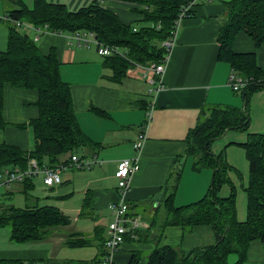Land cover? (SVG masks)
<instances>
[{
  "label": "crops",
  "instance_id": "1",
  "mask_svg": "<svg viewBox=\"0 0 264 264\" xmlns=\"http://www.w3.org/2000/svg\"><path fill=\"white\" fill-rule=\"evenodd\" d=\"M20 1L27 7H31L33 2ZM46 1L62 4L69 11H77L95 0ZM229 1L196 0L190 16L181 22L163 76L164 88L155 98L152 120L148 125L146 141L138 160L139 169L132 176L126 194L129 214L144 221L148 228L139 231L136 239L126 237L112 257L113 264H128L133 254L146 256L159 246L179 247L184 252H189L215 243L214 233L209 226L200 225L189 231L179 226H164L158 233L155 222L164 219V191L171 187L178 171L180 173L175 178L177 184L173 199L176 207L189 205L204 196L212 172L209 169L199 172L192 170V159L185 156L186 138L189 131L200 121L202 113L215 106L243 110L246 104L249 115L246 132L225 131L211 145L212 152L222 153L230 167L227 172L229 183L220 189L218 195L220 198H227L232 186L235 190L236 220H246L247 199L244 188L248 183L249 168L241 145L246 142L249 134L264 132V90L250 94L244 103L241 95L229 87L231 68L217 59L218 33L225 4ZM0 5L3 9L6 7L1 0ZM102 6L114 13L124 25L139 28L144 24L142 15L135 11L140 8L137 4L122 0H103ZM6 11L7 9L3 10L0 17H3ZM2 24L5 23L0 22L1 26ZM1 26L0 51H3L6 47L7 25L2 26L3 28ZM29 32L27 35L35 41L37 34L34 31ZM36 44L43 55L50 49L56 51L60 63V77L70 86L77 121L84 134L98 144L95 154L85 151V156H94L101 159L102 163L87 169L88 173L83 174L79 180L75 179L81 174L77 172L81 169H67L61 173V183L52 188L45 187L41 177H37L44 188L51 190V193L41 196L46 200H67L75 193L74 190L78 189L76 193L79 197L75 202L77 218L72 220L67 216L70 213L67 206H54L70 219V225L55 230L49 238L39 243L15 244L7 239L4 244L7 247L0 248V260L38 264L40 259L43 264H70L58 263L57 254L51 245L47 249H41L39 246L59 241L62 246L68 247L65 245L66 237L76 235L89 242L79 248L92 251L90 261L79 264H97L105 252L104 240L112 219L108 205L119 198L114 178L117 163L121 159L134 156L132 142L146 121V81L137 70L132 74L126 73L119 82L110 80L112 71L104 66V57L96 54L94 50L83 49L85 46L68 41L65 34H40ZM232 48L234 53L253 52L256 66L264 68V43L255 48L250 38L239 33ZM98 57H101V60ZM36 98V92L33 90L4 86L0 144L15 146L22 151L32 149L34 140L30 127L21 128L19 125H26L30 119L37 117V108L33 104ZM199 178H202V181H197L199 185L190 189V179L194 181ZM31 182L33 190L28 197L32 198L30 207L33 204L38 205L40 201L37 195L32 194L34 179ZM23 188L21 183L13 184L11 193H7L8 190L1 195L0 205L3 203L2 199H11L14 191L24 196L21 193ZM59 193L64 196H58ZM85 199H88L87 206H84ZM24 200L27 201L25 196ZM247 264H264L263 244L257 241L252 243Z\"/></svg>",
  "mask_w": 264,
  "mask_h": 264
},
{
  "label": "trees",
  "instance_id": "2",
  "mask_svg": "<svg viewBox=\"0 0 264 264\" xmlns=\"http://www.w3.org/2000/svg\"><path fill=\"white\" fill-rule=\"evenodd\" d=\"M122 1L139 5L135 11L142 15L143 26L135 28L122 24L114 13L102 6L100 0L77 11H69L62 4L46 0H33L31 7L20 0H1L6 7L13 8H7L0 18V22L7 25L6 47L0 51V126L5 85L35 91L37 98L33 104L37 108V117L26 125H19L21 128L28 126L32 131L34 142L31 150L22 151L15 146L0 144V169H25L31 158L40 166L55 167L81 152L92 151L95 154L98 146L84 134L77 121L70 86L60 77L56 51L50 49L47 54H41L36 41L21 33L15 23L45 26L51 34L91 32L102 45L123 49L125 59L104 57V66L112 71L110 80L119 82L126 76L131 62L158 63L162 59L161 42L169 37L178 14L192 0ZM191 12L192 7L186 17ZM239 33L250 38L255 48L264 43V0L227 2L218 33L217 59L248 80L246 86L236 92L246 103L250 94L264 90V68L256 66L253 52L234 53L232 46ZM244 105L243 110L215 106L201 112L200 121L187 135L185 156L192 159L195 172L203 169L212 172L210 183L200 200L176 207L173 199L177 179L172 181L163 195L164 219L155 221L158 233L164 226H179L187 231L200 225L209 226L215 243L189 252L179 247L159 246L146 256L133 254L128 264H230L227 262L230 255L236 256V261L231 264H247L252 243L257 241L264 245V132L249 134L241 145L249 168L248 183L244 188L247 199L244 222L236 220L234 188L231 186L230 195L225 199L218 195L220 189L229 183L227 172L230 167L222 153L214 154L211 150L212 143L225 131H247L249 115ZM31 180L27 178L21 183L24 186L21 193L26 199L33 190ZM87 201L85 199L84 206H87ZM68 225L70 219L54 206L16 208L10 204L0 205V229L8 228L9 239L16 244L42 242L55 230ZM87 244L86 239L76 235L66 237L65 245L70 248ZM0 264L22 263L0 260Z\"/></svg>",
  "mask_w": 264,
  "mask_h": 264
},
{
  "label": "built area",
  "instance_id": "3",
  "mask_svg": "<svg viewBox=\"0 0 264 264\" xmlns=\"http://www.w3.org/2000/svg\"><path fill=\"white\" fill-rule=\"evenodd\" d=\"M100 1L103 2V0ZM195 1L196 0H192L180 11L174 21L169 37L161 42L160 46L163 49L162 59L158 63H149L146 65L131 62V66L126 71L127 74H132L137 70L140 72L142 78L145 79L147 85L146 98L148 99V109L146 112V121L131 145L134 156L132 158L121 159L117 163L114 172L119 198L116 202L108 205V210L111 213L112 219L107 227L104 240L105 252L97 264H113L112 257L114 253L120 249L126 237L136 239L138 231L148 228V225L144 221L129 214V204L126 199V194L130 188L132 176L139 169L138 160L140 152L146 141L148 125L152 120L155 98L164 88L163 76L171 49L175 44L182 20L187 16V12L194 5ZM15 26L22 28L24 31H34L37 34L35 41L38 35L50 33L45 26L35 27L23 22H16ZM66 38L68 41H72L78 46H95L98 55L101 57L119 56L124 59L126 58L123 49L121 50L115 46L108 47L102 45L91 32H75L66 35ZM247 82L248 80L241 78L235 71H230L229 87L233 92L240 91L246 86ZM101 163L102 161H98L95 157H91V161H89L84 158H79L78 156H72L66 163H61L55 167H47L38 165L37 161L31 158L28 159L25 169H20L18 167L0 169V187H4L5 191H8L11 185L22 183L27 178L33 179L35 177H41L43 185L47 188H52L61 183V173L67 169H90L93 165Z\"/></svg>",
  "mask_w": 264,
  "mask_h": 264
},
{
  "label": "rangeland",
  "instance_id": "4",
  "mask_svg": "<svg viewBox=\"0 0 264 264\" xmlns=\"http://www.w3.org/2000/svg\"><path fill=\"white\" fill-rule=\"evenodd\" d=\"M7 8L10 9V8H13V6H8V7H5L3 9L2 6L0 5V14H2L3 10H6ZM24 23H26V22H24ZM4 25L6 26V24H2L3 27H4ZM141 26L142 25H140L139 27H141ZM18 30L21 33H25V34H29L30 33L29 31L28 32L27 31H24L22 28H18ZM82 48L83 49H91V50H94L96 52V54H98L97 51H96L95 46H93V45H90L89 47H82ZM98 58L101 60V57H98ZM102 61H104L103 58H102ZM147 64H149V63H147ZM142 65H146V64H142ZM77 155H78L79 158H84L86 160L91 161V157H86L85 154H83L82 152L81 153H78ZM97 160L98 161H102L101 159H97ZM191 163H192V161H191ZM77 172L78 173H81V174L77 175V178L75 180H79L83 174L88 173V171H87L86 168H82L81 170H79ZM175 176L176 175H174V177ZM61 177L63 178V175ZM33 179H34V191H33L32 194L33 195H37L40 198V201L38 203L39 206H42V205H52V206H59V205H61V206H67V208H69V212H70L69 214H67V216L69 218H71L72 220H74L75 218H77V211H75V206H76L75 205V202H76L77 197H79V194L76 193V192H78V189L74 190L75 193L70 198H68L67 200H62V199H60V200H53L51 198L48 199V200H46L44 198H41V196H45V194L51 193V190H48V189L44 188L42 186L40 180H38L37 177H35ZM197 181L198 182L199 181H202V178H199V180L197 179V180H194V181L190 179V189H193V188H195V187H197L199 185ZM195 182H197V183H195ZM12 188H13V185L9 187V193H11V189ZM4 193H5V188L4 187H0V197ZM12 193L13 194H12L11 199L5 198V199H2L1 201L4 204L11 203L16 208H25L26 205L27 206H30L32 204L31 203L32 202V198H28L27 201H25L24 200V196H22L20 193L15 192V191L12 192ZM58 196H64V195L62 193H59ZM199 199H197V200H199ZM34 205L35 204H33V206ZM77 206H79V205H77ZM7 233H8V235H7ZM7 239L9 241V230H8V228H2V229H0V248L7 247V246L4 245V244H6ZM50 245H51V247H53V251H55V254H57L56 261L58 263L61 262V263H70V264H77L78 263L79 264L80 262H83V261L89 262L90 259L92 258V251H91V249H85V248H78V249L68 248V247L62 246L59 241H55L53 244L52 243L51 244H41V246H39V248H41V249H47L48 247H50ZM38 261H39L38 264H43L40 261V259H38ZM235 261H236V256L235 255H230L228 257V259H227V262L230 263V264L233 263V262H235ZM32 264H34V263H32Z\"/></svg>",
  "mask_w": 264,
  "mask_h": 264
},
{
  "label": "water",
  "instance_id": "5",
  "mask_svg": "<svg viewBox=\"0 0 264 264\" xmlns=\"http://www.w3.org/2000/svg\"><path fill=\"white\" fill-rule=\"evenodd\" d=\"M178 176H179V174L177 173L176 176H175V178L178 177ZM175 178H174V180H175Z\"/></svg>",
  "mask_w": 264,
  "mask_h": 264
}]
</instances>
